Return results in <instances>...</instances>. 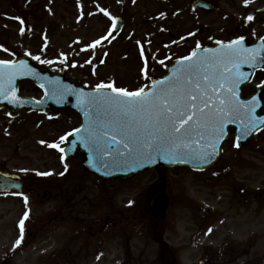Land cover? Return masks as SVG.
<instances>
[{
  "label": "rangeland",
  "instance_id": "obj_1",
  "mask_svg": "<svg viewBox=\"0 0 264 264\" xmlns=\"http://www.w3.org/2000/svg\"><path fill=\"white\" fill-rule=\"evenodd\" d=\"M228 1L234 2L233 7ZM239 4L243 5V0H221L222 13L196 16L187 2L179 4V0H0V60L12 61L27 53L50 62L34 59L42 70L62 72L76 85L93 88L113 84L134 92L164 76L166 67L197 44L236 36H228V32L236 24L234 14L241 23ZM109 16L124 20L118 33L111 34ZM21 27L30 29V35L23 36ZM191 28H196V37L177 47L176 40L188 36ZM252 88L244 90V96ZM20 93L37 99L41 96L27 82L20 85ZM77 126L78 119L71 112L48 116L21 113L9 119L6 111L0 110V168L25 174L31 180L39 176L36 187L41 198L24 204L25 212L44 223L53 220L51 225L59 227L56 233L41 235L44 250L7 256V264H49L51 251L63 246L69 235L64 223L54 221L55 214L98 218L115 209L125 224L126 258L120 264H264V132L239 151L231 136L223 145L220 161L203 173L176 167L145 173L129 183L101 184L84 172L79 159L61 160V153L48 146L63 147L61 137ZM64 171L67 174L62 176ZM31 187L29 182L27 192ZM157 191L169 201L161 214L163 241L171 249L167 259H161L162 250L155 244L158 235L153 219L141 220L145 223L142 228H135V219L128 220L136 214V205L150 201ZM14 201L19 199L0 195L1 235L6 221L7 229L18 223L22 208ZM93 201H106L108 206L90 211L87 205ZM78 246L71 250L77 252ZM112 247L101 249L108 256Z\"/></svg>",
  "mask_w": 264,
  "mask_h": 264
},
{
  "label": "snow or ice",
  "instance_id": "obj_2",
  "mask_svg": "<svg viewBox=\"0 0 264 264\" xmlns=\"http://www.w3.org/2000/svg\"><path fill=\"white\" fill-rule=\"evenodd\" d=\"M104 15L109 14L105 12ZM109 19L112 18L109 16ZM247 19L251 21L253 17ZM19 22L23 25L22 20ZM115 26L113 20V29ZM20 31L23 34L24 28L21 27ZM216 43L220 44L219 41ZM200 47L197 44V51L178 61L177 67L172 70L173 75L155 82L151 91L145 92L141 88L129 92L111 84H100L96 93L88 94L87 99L81 94V102L88 107L85 114L92 113L90 126L84 130L87 137L82 139L97 158L110 157L113 163L135 167L154 163L157 159H164L168 163L192 159L204 164L216 155L228 123L241 122V137L237 138L238 141L264 125V119L257 120L254 116L258 100L253 98L243 104L237 96L239 84L247 79L240 72V67L245 62L256 67L253 63L256 50H251L252 55H246L250 50L244 48L243 38L222 45L218 52L205 49L207 55L204 56H198ZM33 59L40 61L38 56ZM25 71L30 70L23 62L16 65L0 60V95L8 96L5 81L7 88L11 89L16 76ZM104 89H111L113 95H103ZM9 102L20 103L14 96ZM73 135L75 133H68V136ZM68 136L61 137V141L67 140ZM205 140L207 143L200 142ZM48 146L61 152L63 160L64 149L56 144ZM235 146L239 147V143ZM23 199L27 206V197ZM28 218L25 212L19 221L20 235L14 250L24 240L25 221Z\"/></svg>",
  "mask_w": 264,
  "mask_h": 264
},
{
  "label": "flooded vegetation",
  "instance_id": "obj_3",
  "mask_svg": "<svg viewBox=\"0 0 264 264\" xmlns=\"http://www.w3.org/2000/svg\"><path fill=\"white\" fill-rule=\"evenodd\" d=\"M194 1L202 2L204 1V5L208 9H215V11H204L197 10L192 8V4ZM183 2H187L189 8L192 13L196 16L210 15V14H219L222 13L221 0H179V4ZM243 5H238L243 10L240 14L241 23L238 20L239 17L234 14L232 19L236 21V24L232 31L228 32V36H236L232 37V40L235 38L244 37L248 40V44L253 42L254 40H264V0H243ZM228 5L233 7L234 2L228 1ZM179 9V7H177ZM171 11V9H170ZM172 12V11H171ZM251 16L253 19L249 21L247 18ZM238 18V19H237ZM225 19L224 16L220 19ZM242 25V27H241ZM196 27V26H195ZM196 29V28H195ZM195 29H190V34L183 38L184 43L182 45H187L191 41V39L195 36ZM225 28H223L224 30ZM210 44H203L202 46H211ZM257 80V82H255ZM264 80V72L260 71L255 73L253 82L250 86L246 88H250L254 86L253 91H255L256 87ZM245 88V89H246ZM21 176V180L25 185L30 181V179L26 178L25 175L19 173ZM33 179V178H32ZM32 187L28 190L30 194V198H27L31 201H39L41 192L40 188L36 187L37 185L35 179L31 181ZM9 197L15 195L16 197L19 194L9 193L7 194ZM22 200L23 197H22ZM42 201V200H41ZM15 203H22V201H14ZM145 203L137 204L136 214L134 218H136L137 224L136 227L142 228L144 222L141 220L145 218H156L157 220L161 218H157L159 216L153 215L151 213V209L149 207V201H144ZM118 209H115L113 213L110 214H102L100 217L96 218L91 214H69L65 218V215L55 214V222L64 223V227L68 228L69 231V239L63 246L58 247L53 252V264H82L84 261H91L90 264H118L119 262H123V259L126 258V254L123 251V242H124V224L122 219V214L118 212ZM24 214L20 213L17 215V218L21 220ZM137 216V217H136ZM161 217V215H160ZM7 219V216H5ZM150 219V220H151ZM53 220L47 223L43 221H38L35 219L29 218L25 221V233L24 240L19 248H15V242L19 238L20 230L18 227L14 229H7V221L5 223V227L3 230V247L0 249V264H7V253H9L10 257H14L16 253H27L26 251L38 250L40 248L39 239L41 235H43V231L45 229L46 232L52 230L53 233L59 231V227L51 225ZM30 223V225H29ZM51 225V226H50ZM160 226H163L160 225ZM7 232H11L7 239ZM111 233V234H109ZM8 240V242H7ZM128 241V250H131V245ZM75 244H79L77 247V252L71 250V247ZM113 245L112 250L107 253L102 251V246ZM141 253H139V257H141ZM78 262V263H77Z\"/></svg>",
  "mask_w": 264,
  "mask_h": 264
},
{
  "label": "water",
  "instance_id": "obj_4",
  "mask_svg": "<svg viewBox=\"0 0 264 264\" xmlns=\"http://www.w3.org/2000/svg\"><path fill=\"white\" fill-rule=\"evenodd\" d=\"M119 26L120 25H118L117 28H119ZM220 50L221 47L220 49L213 51L218 52ZM204 55H207L205 51L198 52V56H204ZM20 62L26 64L30 71H25L23 74H18L15 80L13 81L11 89H8L6 81L4 82L5 88L8 91V96L0 95V108H3L6 105L8 115L10 117L15 116L18 113V111L22 109L28 111H38L40 113H49L54 110L69 109L79 113L82 119V126L79 128L80 131L74 132L75 135L68 136L66 140L68 146L64 149V154L67 158H72L78 155L81 156L82 166L88 172L97 175L99 178L103 180L116 179V180L126 181L132 178L135 174H140L141 172L146 170H154L161 167H171L175 165H185L197 171L205 170L218 161L221 154V144L227 138V128L229 126L234 128L236 144L238 142L239 147L247 145L249 138L259 128L264 127V125H260L259 127L255 128V130L250 135H247L246 137L241 138L238 141L237 138L241 137V130H242L241 122L236 121L235 123H228L224 129L225 135L223 136L219 145L217 146L216 155L208 163L199 164L197 160H192V159H187L185 162L168 163L164 159H157L154 163L145 164L142 167H135L126 164H116L112 162L110 157H105L104 159L97 158L94 152L90 150V146L87 143H85L82 139L87 137V133L84 130L90 126V117L92 116V113L89 112L88 115L85 114L86 112H88V107L81 102L80 97L81 94H84V98L87 99L88 94H95L97 89L90 91L81 87H75L71 83V81L64 80L62 74H53L51 72H39V70L33 64V61L28 56L20 57L13 64L19 65ZM253 63L256 64V67H253L252 69L249 66V63L247 62L241 65L240 72H242L245 77H247L248 75L247 72L243 71L245 69H249V73L252 74L255 68L257 69L264 68V58L261 60L256 59L255 61H253ZM177 65L178 62L175 64L173 68L177 67ZM173 68L169 70V74L164 80H166L168 77H171L173 75L172 72ZM33 73L35 75H33ZM24 80L32 81L36 86H38L44 92V98L41 101L37 102L29 98L19 97L17 91L18 84L19 82ZM247 80L248 79L243 80V82H241L237 88V96L239 97L240 102L243 104H247L250 100L253 99L251 98L249 100L243 101L240 97V90L242 86L246 84ZM151 88L148 91H151ZM12 89H14V91H12ZM102 94L113 95V93L108 90H102ZM13 96L15 97V100L20 101L19 104L15 102L12 103L9 102V100ZM263 96H264V87L260 88L258 93L255 95V97H257L258 100V106L256 108L254 116L257 120L264 119V116H260V111L263 106L262 105ZM200 142L202 144L207 143L206 140ZM208 150L211 151L210 148ZM7 181H8L7 175L0 174V190H8ZM154 201H156L154 204L155 208H162L165 205V199L162 197H157L154 199Z\"/></svg>",
  "mask_w": 264,
  "mask_h": 264
}]
</instances>
